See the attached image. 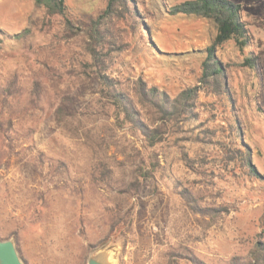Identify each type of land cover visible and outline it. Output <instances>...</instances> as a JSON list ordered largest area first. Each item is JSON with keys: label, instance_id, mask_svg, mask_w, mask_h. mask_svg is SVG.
Here are the masks:
<instances>
[{"label": "rangeland", "instance_id": "obj_1", "mask_svg": "<svg viewBox=\"0 0 264 264\" xmlns=\"http://www.w3.org/2000/svg\"><path fill=\"white\" fill-rule=\"evenodd\" d=\"M140 1L149 34L115 20L116 50L106 73L121 81L141 77L171 98L198 87L196 56L211 44L212 25L169 13L185 0ZM230 1L241 6L257 73L236 66L231 42L217 49L230 105L200 89L197 120L167 127L156 147L161 169L137 184L146 150L139 134L115 126L113 109L87 77L85 38H68L61 19L47 17L34 0H0V28L8 35L30 32L24 41L0 46V238L15 242L25 264H86L92 251L104 253L109 264H168L172 254L180 255L177 264H192L191 258L229 264L264 243V180L241 160L223 158L242 142L264 175V0ZM65 4L76 19L105 3ZM233 118L238 134L222 125ZM185 190L199 207L219 214L193 211L182 198Z\"/></svg>", "mask_w": 264, "mask_h": 264}, {"label": "trees", "instance_id": "obj_2", "mask_svg": "<svg viewBox=\"0 0 264 264\" xmlns=\"http://www.w3.org/2000/svg\"><path fill=\"white\" fill-rule=\"evenodd\" d=\"M34 2L35 6L42 9L47 17L61 19L63 30L66 31L68 38L77 35L85 38L86 53L90 59L84 68L87 77L98 85V92L103 103L113 109L116 119L115 126L119 128L127 126L131 132L141 136L147 154L146 159L141 161L142 165L136 169L135 183L137 184L141 180L151 181L154 173L161 169L156 147L165 141L167 127H177L181 121L197 120L198 115L193 112V109L200 89L207 95L223 98L222 106H228L231 99L228 97L226 65L216 55L217 49L231 42L239 53L240 62L236 66L241 69L245 68L251 75L258 71L257 57L247 52L252 44V37L242 19L241 6L230 0H185L176 3L168 10L171 15L204 19L215 30L211 44L196 56L200 62L198 87L186 88L174 98L155 86H148L141 77L121 81L106 73L112 65L111 52L116 50L113 41L115 20L125 22L133 33L139 34L144 30L146 35L149 34V27L144 21L147 18L145 5L140 0H104V6L96 14L82 13L76 19L69 15L65 0H34ZM29 36L30 32L26 29L20 33L8 35L0 28V46L9 39L24 41ZM147 39L152 49H155L150 39ZM150 114L154 118L148 122ZM58 115H64L63 108L58 109ZM233 119L222 125L228 133L234 131L238 134L239 122ZM200 127L202 126L198 128ZM237 144L240 148L226 149L223 158L241 160L245 166L249 167L250 173L255 178L264 180V175L258 174L251 165L250 155L245 153L241 147L242 142ZM102 172L104 175L108 172L103 164ZM181 195L187 206L197 213L214 217L220 212L213 207H199L188 190L182 191ZM179 256L178 254L170 255L168 264H177L178 259L175 257ZM189 260L192 264H205L197 258ZM229 264H264V243L257 241L246 258L233 257Z\"/></svg>", "mask_w": 264, "mask_h": 264}, {"label": "water", "instance_id": "obj_3", "mask_svg": "<svg viewBox=\"0 0 264 264\" xmlns=\"http://www.w3.org/2000/svg\"><path fill=\"white\" fill-rule=\"evenodd\" d=\"M0 264H25L12 239H0ZM86 264H109V262L104 253L92 251L86 259Z\"/></svg>", "mask_w": 264, "mask_h": 264}]
</instances>
